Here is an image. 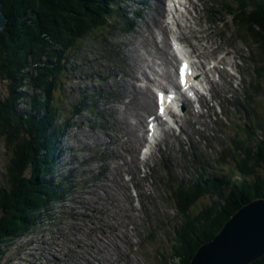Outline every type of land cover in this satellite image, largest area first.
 I'll return each mask as SVG.
<instances>
[{"label":"rangeland","instance_id":"obj_1","mask_svg":"<svg viewBox=\"0 0 264 264\" xmlns=\"http://www.w3.org/2000/svg\"><path fill=\"white\" fill-rule=\"evenodd\" d=\"M123 1L120 0L117 3L118 9L116 10L121 18L116 17L110 20L111 26L105 31L94 32L87 36L79 43L73 60H69L68 73L63 75L70 79L79 78L76 84L71 81L67 85L63 75L61 76V120L65 118L69 126L61 140V149L59 148L61 152L55 162L53 177L61 182L69 192L60 201L61 203L57 202L50 206L48 212L27 235L7 245L6 253L0 260V264H88L87 259L92 261L91 264L100 262H103L102 264H173L172 247L176 244L175 237L180 233L179 228L182 220L173 200L171 184H176L175 181L181 182L183 180L181 178L174 179L181 175H185L188 180H193L194 169L197 166V163L193 164L192 159L190 160V153H186L184 147L189 144L197 148L200 155L197 156L196 162L202 160L204 165L210 167L206 172L216 176L222 175L225 169L231 167L230 158L221 156L223 149L228 147V144L234 145L233 138L239 140L244 137V131L248 128L245 108L256 110L257 114L264 119V71L262 72L260 69L262 62L258 58L254 46L240 37L239 33L241 32L231 15L233 11L237 13L238 9L243 10V7L239 2L232 3L233 1L229 0H196L194 1L195 11L190 9V13L191 16L200 18V26L204 31L206 30L205 37L208 39L210 52H214L211 56L216 54L221 57L224 52H227L229 56L226 60L234 63L236 69L232 68V72H235V75L226 76L223 83L220 81V85L213 88L215 90L212 92L214 95L211 99V93L206 94L202 100L204 105H201V109L192 106L187 108V112L185 110L179 112L175 119L181 120L182 124L173 127H176L182 134L175 131L176 139L170 137L165 143L160 142L158 151L147 155L146 164L138 161L137 164H141L142 167L141 169L135 167V160L131 153L125 152L127 149L131 151L129 146H132L133 142L126 140L122 129L111 128L115 124L120 125V123L109 115V110L106 108L113 107V104L106 99L115 95L114 89L118 88L119 81H124L125 85L138 86L141 84L140 78L143 80L146 72L152 79L164 83L168 81L158 79L157 74L155 75L159 70V58H161L159 51H156V48L160 49L161 47V44L157 43L161 39L157 29L152 28L153 34L149 42L144 40V36L148 34L144 32V27L152 19V16L147 15L151 13L150 2L152 0H134L131 4L136 5L130 4L128 8L125 7ZM139 2H141L140 5ZM144 4L146 5L144 6ZM246 10L249 12L251 9ZM181 12H183L182 9ZM183 18L182 15L178 20L181 21ZM173 25L181 27L176 22ZM185 28L187 31L194 29L192 35L199 32V28L195 25L192 28L189 26H185ZM140 31L142 32L140 33ZM180 32L182 31L179 30L178 33ZM153 36H155L154 40ZM137 37L141 39V42L135 43ZM124 41L127 43L126 49H124ZM190 41L197 44L193 39ZM130 49H132L133 56L144 60L142 71L137 75L138 80H133L125 74L129 71V57L126 54ZM167 51L170 53V50H166L164 56H167ZM106 55H111L114 60L104 58ZM124 55L126 56L124 57ZM121 59L126 60V63H123ZM221 62L227 64L223 59ZM174 63L175 61L171 63L172 67L168 66L165 69L171 74V78L174 75L172 80L175 79ZM108 70L112 71L115 78H103L102 81L97 79L100 75H93V73H101L104 76ZM131 74L134 73L131 71ZM84 75L89 76L85 77ZM210 76L216 80L215 74L211 73ZM58 87H60L59 84ZM256 87H259V93L256 91ZM97 90L100 94L95 95L94 92ZM87 95L89 96V105L81 100V97L85 99ZM95 96L97 99L94 102ZM153 99L155 100L154 95ZM126 102V98L122 96L116 100V108L122 113L126 110L123 106ZM79 104H81L80 107L77 106ZM254 104H257L258 108H255ZM196 109L201 113V117L197 120L193 117L196 114ZM153 111L155 113V106ZM148 115L149 113L143 114L145 119L144 134L147 131ZM90 132H95L98 136L104 134L109 136L107 138L100 137L102 138L100 139ZM110 136L115 139L119 138L121 143L117 145V142H114L117 147L112 152L108 150L112 143L105 141V139H112ZM94 141L97 146L102 147L104 153L95 154L77 150L81 143H88L94 147ZM144 144L145 142L141 145ZM124 153L126 154L122 155ZM7 154H10V151L4 139L0 137V186H6V183L9 182L8 178H5L9 160ZM106 154L108 160L115 158L108 164L114 173L117 171L115 168L121 170L124 162L128 164L130 170L137 172L136 175L132 174V178H134L133 183L136 184V188L138 187L139 191H137L140 196L134 197V194L129 192L132 184L125 180V177L131 179L127 173L133 172L123 173L125 177L122 176V180L125 181V185L121 189V193L111 182L113 176L101 175L100 177L98 175L102 170L101 164L106 163L103 162ZM113 154L117 157H111ZM170 158L174 163L172 169ZM174 159L183 165L178 167ZM74 167L79 170H75V172ZM108 173L110 172L108 171ZM95 176L98 178L97 182L92 179ZM238 178L240 177H236V179ZM111 186H113L114 192L117 191L120 196V198L117 197L115 204V197L107 194L109 189L111 190ZM102 190H106L107 193H103ZM126 190L129 194V198L126 196L128 203L133 200L132 205L134 206L120 212L118 216L116 212L119 211L118 207L121 204L131 206L123 197ZM111 194L114 193L111 192ZM208 203L209 198H202L197 204L198 207L193 208L190 215L193 216L200 206ZM108 208L114 215V220L105 218L106 211H108L105 209ZM3 214L0 211V218L3 217ZM126 217L130 219L128 220ZM105 224H107V228H105ZM83 227L87 232H81L80 229ZM103 228L106 231L109 230L110 238L103 235L102 232L105 231ZM115 228L118 230L116 231ZM124 237L131 246H128ZM101 241L111 248L112 259H107L98 247H95L94 243L101 244ZM25 243L30 244L26 245ZM43 243L46 244L43 245ZM89 243L93 245L87 246ZM119 247L124 250L122 253ZM53 257L58 261H53Z\"/></svg>","mask_w":264,"mask_h":264},{"label":"trees","instance_id":"obj_2","mask_svg":"<svg viewBox=\"0 0 264 264\" xmlns=\"http://www.w3.org/2000/svg\"><path fill=\"white\" fill-rule=\"evenodd\" d=\"M119 1L1 0L7 21L0 33V137L10 154L5 172L9 182L0 186V260L10 242L27 235L69 192L53 177L69 126L61 120L60 75L68 71L80 42L121 18L116 11ZM231 1L243 7L231 15L240 37L254 46L263 72L264 0ZM245 110L249 124L244 137L233 138L234 145L221 154L230 158L231 167L216 176L204 173V164L197 163L196 181L171 185L182 220L172 247L173 264H190L238 209L264 198V119L254 109ZM206 197L209 203L191 216ZM252 264H264V256Z\"/></svg>","mask_w":264,"mask_h":264},{"label":"bare ground","instance_id":"obj_3","mask_svg":"<svg viewBox=\"0 0 264 264\" xmlns=\"http://www.w3.org/2000/svg\"><path fill=\"white\" fill-rule=\"evenodd\" d=\"M165 0H152L150 2V5H151V13L150 14H147V15H150L152 16V19L148 21V25H146L144 28V32H147L148 34L146 36H144V40L146 42H149V40L152 38V34H153V30L152 28H156L157 31H158V34L160 35L161 39H160V42H157L158 44H161V47L160 49H157L156 48V51L160 53L161 56H164V51H166L167 49L170 50V47H169V43H168V36H171V34H173V31L171 28V26L173 25L174 22L180 24V21L178 20L180 18V13H179V9H177L175 7V9H172V10H167L165 12V9L163 7V3H164ZM185 3L183 4L181 1L178 2V0H171L172 3H174V6L177 5V7H179L180 9H182L183 11H186L187 9V6H188V3H190V0H184ZM125 3V7L128 8L129 5L131 3L134 2V0H124L123 1ZM139 5L141 4V2L138 3ZM131 5H136V4H131ZM146 4H144L145 6ZM154 13H155V16H154ZM166 13V14H165ZM179 13V14H178ZM171 16V20L169 21L167 17ZM184 16V15H183ZM167 18V19H166ZM166 19V21H165ZM199 17L197 16L196 18H192V20L194 21V24H195V27L199 28V32L196 34V35H192L194 34V29H191V30H188L189 31V34H188V31L186 32H183L182 29H180L182 32L180 33H177V38H178V41H181L182 43H186L190 48H191V51L193 54H195L198 58H201V59H209V58H215V56H211L213 55L214 52H210V45L208 43V39L207 37H205V31L204 29L201 28L200 26V21H199ZM189 18L187 17V20L188 21ZM151 23V24H149ZM145 24H147L145 22ZM190 28H192V26L188 25ZM180 28V27H179ZM142 31H140L141 33ZM188 38H191L193 40L196 41V45H193L191 42L188 41ZM155 39V36H153V40ZM137 41H135V43H138V42H141V39L140 38H136ZM127 43L124 41V46L126 49ZM153 44V43H152ZM210 52V53H209ZM225 53V56L229 55L227 52H224ZM128 55L129 57V62H128V68H129V71L126 72L125 74H127L128 77H130L131 79H135V80H138L139 78L137 77L138 74H140V72L142 71V66H143V63H144V60L140 57H135L133 56V53H132V49L128 50V53L126 54ZM124 55V57L126 56ZM106 59H111V55L110 56H107L104 57ZM171 59H174L176 60V56L174 54H172L170 56ZM113 59V58H112ZM223 59V61L225 63H228V61L225 60V58H221L220 61ZM114 60V59H113ZM161 60V64L158 65V68H160L163 64H167V63H171V61H167L165 59H160ZM121 61L123 63H126V60L123 61L121 59ZM202 61H199L198 63L201 64ZM170 67H172V64H170ZM199 67H195L194 69V72L198 69ZM218 74L221 75L222 72H224L223 70H218L216 69ZM99 71V70H98ZM131 71L134 73L133 75L131 74ZM201 71V70H200ZM67 71H65L66 73ZM63 75V73L60 75V77ZM94 76H97V75H100L97 79L98 80H102L103 81V78H108V79H113V77L115 78V75L112 73V71L108 70L106 74H101V73H93ZM158 75V74H157ZM202 75V73L200 74ZM85 77L86 76H89V75H84ZM158 77L160 78H163V79H166L168 81V83H170V88H171V91H174L175 93L179 90L178 87L174 84V81L172 80L171 78V74L164 70L162 71ZM63 79L66 81L65 83H70L71 81L74 82V84H76V82L79 80V78L75 79V78H69L68 76H65L63 75ZM192 78L189 79L188 81V85L192 84ZM155 83V82H154ZM152 82H150V80H147L145 82H143L142 80V83L138 86H134V85H131V84H126L124 83V81H119V85L117 86L118 88H115L114 89V92H115V95L114 96H109L106 100L109 101L111 104H113V107H108L106 109L109 110V115L113 118H115V121L119 122L120 125H113L111 128L112 129H122L124 135L126 136V140H131L133 142V145L132 146H129V149L131 150L132 152V155L134 154V152L136 153V145H140L141 143H143L145 140H144V134H143V131H142V128H143V122L145 121L144 117H143V114H146V113H149V115H153L155 116V114H153V106H154V99H153V93L151 92V89L149 88V84H154ZM66 85V86H67ZM160 85V84H158ZM68 87V86H67ZM71 87V86H69ZM121 88V89H120ZM191 88V86L189 87ZM120 91V92H118ZM118 92V93H117ZM213 91H211V97L214 95L212 93ZM94 93H97V94H100L99 93V90L95 91ZM194 93V92H192ZM119 96L121 97H124L126 98L127 102L123 104V106L126 108V110L122 113L121 111H119L117 108H116V100L119 99ZM178 97L181 96L180 93L177 94ZM196 97H197V100L196 102L199 104V105H202L203 104V101H201L198 97V94L196 93ZM82 98V97H81ZM97 98L94 97V102ZM178 99H176L177 101ZM64 103V102H63ZM113 110V111H112ZM187 110V108H186ZM199 111L196 110V114H194V118H198L200 116V114L198 113ZM227 112V111H226ZM166 117H169L168 119L172 120V122L175 124L176 121L174 119V115L172 114V112L170 110H168V114L166 115ZM160 121V120H159ZM163 121H161L162 123ZM97 127V126H96ZM93 136L96 135L95 132L92 133L90 132ZM98 136V135H96ZM109 135H106L104 134L103 136H98L99 138L100 137H108ZM171 136V133H170V130L169 129H165L164 130V139H167L168 137ZM112 137V139H105V141L107 143H112L111 146L109 147V152H112L114 150L115 147H117V145L121 144L120 143V140L119 138L116 137H113V136H110ZM100 138V139H102ZM234 141V139H233ZM95 142V141H94ZM114 142H117V145L115 146L114 145ZM94 147H92L91 145H89L88 143L87 144H84V143H81L78 145V149L80 152H94L95 154H97L98 152H101V153H104L105 151L102 149V147L100 145H96V142L93 144ZM194 150H197V148H192ZM109 152H106V153H109ZM126 152H129L128 149L126 150ZM116 153V152H115ZM114 153V154H115ZM111 155V157H117L115 155ZM171 159V169H172V166H174V163L172 162V158ZM110 160L114 161L115 158H112V159H109L108 160V157H107V154H106V158L104 159L103 162H106L104 165L101 164L100 168L102 169L98 175L101 177L102 176H108V177H111L113 176V179L111 182H113L114 184V187L121 193V189L124 188V181L122 180V167H121V170H119L118 168H115V170H117L115 173L111 170V168L109 167V162ZM100 161V159H99ZM174 161L176 162V164L178 165V167L182 166L183 164L177 162L175 159ZM85 164V163H84ZM84 164H82L84 166ZM193 164H195V161H193ZM87 165V164H86ZM75 170H79L78 168H75L74 167V171ZM108 171L110 173H108ZM182 171V170H181ZM76 172V171H75ZM185 179L187 180V178H185V175H181V177H174V179ZM92 179H94V181L97 182L98 178L95 176L93 177ZM91 179V180H92ZM104 179V178H103ZM102 180V179H101ZM133 180V178H131V181ZM106 188V187H105ZM138 190V189H137ZM103 193H107L106 190H102ZM139 191V190H138ZM111 192H113L114 194H111ZM108 195H111L113 197H115V202L114 204L116 203V199L117 197L119 196V194H117V191L114 192L113 190V186H111V190L109 189V192L107 193ZM105 195V194H104ZM124 195H125V200L127 201L128 203V198H129V195L127 194V192L124 191ZM128 198H127V197ZM140 196V195H139ZM106 197V195H105ZM61 203V202H60ZM249 203V202H248ZM130 204V202L128 203ZM105 205V203H104ZM106 206V205H105ZM90 207L96 212V209H94V207L92 205H90ZM116 207V206H115ZM132 207L129 206V205H120L118 207L119 211L116 212V214L119 216V213L120 212H123L124 210H128V208L130 209ZM105 210H108L106 211L107 213V216L105 218H109V220H114L113 219V214L109 211V208L108 209H105ZM117 211V210H116ZM98 213V212H96ZM126 219H130V218H127ZM119 220V219H118ZM128 220H125L128 222ZM94 225H96L94 223ZM86 227H88L86 225ZM89 228V227H88ZM105 228H107V224H105ZM103 228V230H105L103 233V235L106 237V238H110V232L109 230L106 231V229ZM42 230V229H41ZM81 232H87V230L83 227L80 229ZM100 230V229H99ZM115 230L117 231L118 228H115ZM112 229V231H115ZM27 234V233H26ZM122 238V237H120ZM92 239V238H91ZM97 240V239H96ZM124 240L125 242L128 244L129 242L126 240V238L124 237ZM92 242V241H91ZM26 245H29L30 243H25ZM46 243H43V245H45ZM95 244V247H98L99 251L103 254V256H105L107 259H112V250L111 248H108L102 241H101V244H97V243H94ZM93 244L89 243L87 244V246H91ZM128 246H131L128 244ZM46 249V248H45ZM119 250L120 252L122 253L124 250L122 248L119 247ZM47 254V253H46ZM92 255V254H91ZM120 255V254H119ZM93 256V255H92ZM42 258V257H41ZM79 258V257H78ZM88 258V257H87ZM114 260V259H113ZM53 261L57 262L58 259L54 258L53 257ZM83 261V260H82ZM86 262L88 264H91L92 261L90 259H87ZM91 262V263H90ZM94 263V262H93ZM103 262H100L99 264H102ZM49 264V263H48ZM76 264V263H75Z\"/></svg>","mask_w":264,"mask_h":264},{"label":"water","instance_id":"obj_4","mask_svg":"<svg viewBox=\"0 0 264 264\" xmlns=\"http://www.w3.org/2000/svg\"><path fill=\"white\" fill-rule=\"evenodd\" d=\"M0 0V33L6 25ZM264 256V199L236 211L218 234L203 244L190 264H252Z\"/></svg>","mask_w":264,"mask_h":264},{"label":"snow or ice","instance_id":"obj_5","mask_svg":"<svg viewBox=\"0 0 264 264\" xmlns=\"http://www.w3.org/2000/svg\"><path fill=\"white\" fill-rule=\"evenodd\" d=\"M185 69H186V66H185V68L181 69V82L182 83H183V73H184Z\"/></svg>","mask_w":264,"mask_h":264},{"label":"crops","instance_id":"obj_6","mask_svg":"<svg viewBox=\"0 0 264 264\" xmlns=\"http://www.w3.org/2000/svg\"><path fill=\"white\" fill-rule=\"evenodd\" d=\"M46 260V259H45Z\"/></svg>","mask_w":264,"mask_h":264}]
</instances>
